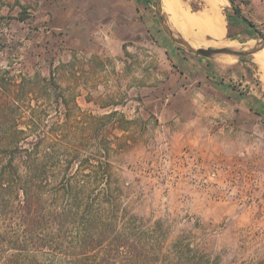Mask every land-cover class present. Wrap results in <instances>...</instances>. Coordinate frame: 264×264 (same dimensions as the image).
<instances>
[{
  "label": "rangeland",
  "instance_id": "rangeland-1",
  "mask_svg": "<svg viewBox=\"0 0 264 264\" xmlns=\"http://www.w3.org/2000/svg\"><path fill=\"white\" fill-rule=\"evenodd\" d=\"M40 1L0 0V172L9 159L15 166L0 175V264H264V161H257L255 134L239 126L250 118L232 106L248 86L264 88L254 56L191 53L166 34L154 0L138 3L156 45L203 59L233 100L231 115L210 123L209 138L201 126L194 143L167 133L151 140L144 134L153 126L162 133L167 123L139 96L99 95V75L83 69L85 47L51 29ZM161 1L162 21L175 38L194 48L222 47L208 36L193 40L171 10L180 1L191 15L214 9L222 18L224 0L215 7L205 0L208 8L203 0ZM241 3V16L258 26L251 0H231L220 10L225 42L237 44L227 48L254 38L246 24L226 20ZM260 144L264 154V138ZM184 149L203 172L217 169V189L179 179L166 187ZM28 156L32 176L24 168ZM21 188H31L29 205Z\"/></svg>",
  "mask_w": 264,
  "mask_h": 264
},
{
  "label": "crops",
  "instance_id": "crops-1",
  "mask_svg": "<svg viewBox=\"0 0 264 264\" xmlns=\"http://www.w3.org/2000/svg\"><path fill=\"white\" fill-rule=\"evenodd\" d=\"M230 1L224 0L218 8L224 23L220 10L230 7ZM138 3L144 4L145 0L40 1L41 8L51 17V29L67 31L74 44L85 47L83 69L99 75V95L139 96L144 105H149L147 110L157 112L167 123V129L163 126L164 132L155 131L153 126L144 137L160 140L167 133L179 143H194L198 129L203 126L209 138L210 123L230 116L233 100L224 94L226 87L215 83L217 77L203 59L156 45L153 34L141 22ZM242 6L241 3L234 8L242 10ZM247 7L255 15L258 26L254 28L264 36V0H251ZM240 10L237 11L242 17ZM231 21L239 22L235 14ZM127 42L133 45L124 46ZM247 88L239 104L234 102L232 106L250 118V121L241 118L239 126L255 134L252 138L259 142L257 161L263 162L260 142L264 138V88ZM164 95L170 96L166 106L161 103ZM245 136L248 137L247 133Z\"/></svg>",
  "mask_w": 264,
  "mask_h": 264
},
{
  "label": "bare ground",
  "instance_id": "bare-ground-1",
  "mask_svg": "<svg viewBox=\"0 0 264 264\" xmlns=\"http://www.w3.org/2000/svg\"><path fill=\"white\" fill-rule=\"evenodd\" d=\"M165 2L167 5L170 3L169 1L167 3V0ZM179 2L176 1V3L174 4L175 9L174 10L172 9L171 11L172 12L175 10L177 11V13L180 15L179 16L180 26L182 27V29L186 33H188L191 37H193V40L197 41V39H200V38L205 39V37L208 36L211 39L217 40L219 42L220 47L221 46L222 47H228V46H232V45H237L235 42H233V40L231 42H228V43L225 42L226 39H225L224 21L222 18H220L214 12V9L208 13L191 15L187 11H185V9H182L183 7H181V4ZM208 2H209V5L211 7H215L217 4H219L221 2V0H208ZM172 8H173V6H172ZM173 13L176 15V12H173ZM173 19H175V18H173ZM209 42H211V41H209ZM253 42L254 41L251 40L248 43L247 48H249V47L254 48L255 45H253ZM215 45H217V44H214V46ZM253 56H254L253 60H255V62L257 63V65L260 68V71L262 72L261 79H262V81H264V49L257 52Z\"/></svg>",
  "mask_w": 264,
  "mask_h": 264
},
{
  "label": "built area",
  "instance_id": "built-area-1",
  "mask_svg": "<svg viewBox=\"0 0 264 264\" xmlns=\"http://www.w3.org/2000/svg\"><path fill=\"white\" fill-rule=\"evenodd\" d=\"M164 157L168 158L169 156L166 155ZM174 157L175 160L171 165L173 169L169 172L170 175L168 176L169 182L166 180L167 183H165L167 188L170 189L172 187V180L175 179L183 180L193 188L217 189L219 187L217 182V169L210 168L203 172V167L195 153L184 149ZM227 182L228 188L237 187L233 180H227Z\"/></svg>",
  "mask_w": 264,
  "mask_h": 264
},
{
  "label": "water",
  "instance_id": "water-1",
  "mask_svg": "<svg viewBox=\"0 0 264 264\" xmlns=\"http://www.w3.org/2000/svg\"><path fill=\"white\" fill-rule=\"evenodd\" d=\"M155 5V11L157 12L159 18H160V23L164 29V31L166 32V34L170 37V39L180 45H183L187 51L191 52V53H195L199 56L205 57V58H210L214 55H229V56H233V57H237V58H241L244 57L246 55H254L257 52L261 51L262 49H264V39L262 37H254L253 38V44H255L254 48H247V45L245 46H238L237 48H227V47H221V48H194L192 47L187 41H185L182 38H175L173 33L171 32V30L164 24V22L162 21L161 18V13H160V2L162 3L161 0H154ZM241 47V48H240Z\"/></svg>",
  "mask_w": 264,
  "mask_h": 264
},
{
  "label": "trees",
  "instance_id": "trees-1",
  "mask_svg": "<svg viewBox=\"0 0 264 264\" xmlns=\"http://www.w3.org/2000/svg\"><path fill=\"white\" fill-rule=\"evenodd\" d=\"M230 3H231V1H230ZM234 14H235L236 17H238V21L240 23L246 24L249 27V30L247 31V34L249 36L261 37V34L258 33L254 29L253 25L250 22H248L246 19L240 17V15L238 14V11L236 9L234 10ZM226 19H227L228 22L231 21L228 17H226ZM13 160H14L13 158L9 159L8 162L6 163V165L1 168V172H0L1 176L5 175V174L11 175V172L9 171L8 168L15 167L13 165ZM25 163H26L25 166H24L25 170L28 171V175L29 176H32L33 171H34V165H35L34 162L28 156L27 157V162H25ZM63 182H64V180H63ZM63 182H62V179H60V183H61V186H62L61 193H65V189H66V188H64L65 185H64ZM19 191H21V193L23 194L24 202L29 205L31 203L32 199H33L31 188H29V190H27L26 188H21Z\"/></svg>",
  "mask_w": 264,
  "mask_h": 264
}]
</instances>
